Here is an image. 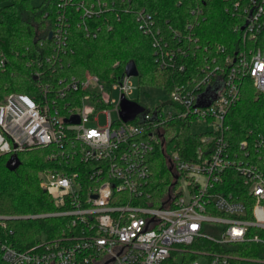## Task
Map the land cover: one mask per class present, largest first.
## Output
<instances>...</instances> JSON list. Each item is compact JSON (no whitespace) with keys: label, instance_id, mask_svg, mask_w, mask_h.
Here are the masks:
<instances>
[{"label":"built area","instance_id":"1","mask_svg":"<svg viewBox=\"0 0 264 264\" xmlns=\"http://www.w3.org/2000/svg\"><path fill=\"white\" fill-rule=\"evenodd\" d=\"M226 2L225 13L241 22L235 26L240 47L233 53L218 44L205 47L204 65L155 109L131 99L135 89L124 72L113 82L120 86L116 122L107 109L111 97L97 75L57 72L74 55L70 30L76 20L88 39H97L114 28L107 15L131 10L123 6L125 0L59 2L53 51L32 53L27 60L33 90L0 100V152H46L51 167L39 173V180L55 211L23 218L67 223L57 236H37L26 250L0 241L4 264H178L179 256L182 264H231L225 249L232 245L264 249V127L250 128L238 142L229 122L250 87L264 94V0ZM191 14L194 22L184 35L166 32L146 9L137 13L160 70L188 72L178 59L194 46L200 49L195 29L206 19L200 6ZM7 57L0 51L4 72ZM124 98L144 108L130 122L121 116ZM99 112L108 115V125L90 126ZM75 116L79 122H71ZM173 122H185L202 136L188 159L177 149L168 152L167 126ZM203 122L209 131L195 133L193 124ZM159 148L167 153L171 173L164 191L153 170Z\"/></svg>","mask_w":264,"mask_h":264},{"label":"trees","instance_id":"2","mask_svg":"<svg viewBox=\"0 0 264 264\" xmlns=\"http://www.w3.org/2000/svg\"><path fill=\"white\" fill-rule=\"evenodd\" d=\"M61 0H44L34 7L31 0H0V51L8 59L7 71L0 70V100L12 92L30 93L33 78L26 67L30 54L49 55L53 51L51 32L55 29L58 17V4ZM124 7L130 13L107 15L113 24L112 30L104 29L97 39H88L77 20L70 30V48L74 55L69 57L66 66L57 72L59 76H82L86 71L97 75L101 80L117 81L125 72L128 63L135 62L139 77L146 85H161L171 91L177 83L188 80L198 66H203L210 44L222 45L231 53L239 48L240 33L235 30L238 20L227 13L226 0H125ZM204 9L206 19L195 29L200 49L194 46L193 52L179 57V63L188 68L187 73L160 70L155 62L151 39L138 27L136 15L146 9L158 24L171 32L183 33L194 22L191 11L196 7ZM105 21L101 17L99 22ZM172 42L174 40L171 36ZM19 53V56L16 54ZM231 136L239 142L245 138L250 128L264 127V94L250 87L243 94L239 104L230 112ZM167 141L179 150L185 159L190 158L195 148L201 144V135L194 134L185 122H173L167 126ZM167 142V143H168ZM159 148L155 153L158 172L157 184L163 191L171 184V173L167 166V153ZM22 165L12 172L7 168L10 155H0V241L26 250L32 247L39 235L57 236L67 220L63 218L24 219L32 215L55 211L48 192L40 186L39 173L51 167L46 152L34 150L18 154ZM225 251L231 255V264H264V249L256 245H232ZM0 264H4L1 259Z\"/></svg>","mask_w":264,"mask_h":264},{"label":"rangeland","instance_id":"3","mask_svg":"<svg viewBox=\"0 0 264 264\" xmlns=\"http://www.w3.org/2000/svg\"><path fill=\"white\" fill-rule=\"evenodd\" d=\"M43 1L44 0H31V3L34 7H37V6H40L43 3ZM235 22H236L235 26L241 23L239 20H236ZM86 72H89V71H86ZM102 82L105 84V89H107L105 90L106 94H108L112 100L111 105L108 106L107 109L110 111V116L112 117L113 121L116 122L119 120V114L115 107L118 105L117 103L119 102V99H120V86L114 87L113 82L115 81L102 80ZM129 82H130V85L135 89L131 99L139 102L140 104H142L148 109H155L169 100V91H167L166 87H163L161 85H156V84L146 85L141 81V78L139 76L131 77ZM95 119H96L95 121L94 119L91 120V122L89 123L90 126L106 127L108 125V115L106 113H103V112L96 113ZM205 123L206 122L194 123L192 127L193 131L198 134H202V133H205L206 131H209ZM171 151H172V147H169L168 152L170 153ZM0 155H2L1 152H0ZM157 164L158 162L156 159L155 173L158 174L160 172H158L159 168ZM39 183L41 186L40 180H39ZM176 262L178 264H182L183 257L179 256Z\"/></svg>","mask_w":264,"mask_h":264},{"label":"water","instance_id":"4","mask_svg":"<svg viewBox=\"0 0 264 264\" xmlns=\"http://www.w3.org/2000/svg\"><path fill=\"white\" fill-rule=\"evenodd\" d=\"M52 38V34H50V39ZM125 73L128 76L131 77H136L139 76V70L137 68V65L135 62H130L127 64L126 68H125ZM206 97V95L202 96L201 99H204ZM212 100L209 102L211 103ZM122 113L121 116L123 118V120H125L126 122H130L135 120V118L138 116V114H140L141 112L144 111V108L142 106H139V104L137 102L134 101H129L127 99H123V105H122ZM71 122H79V118L77 116H75ZM22 165V161L19 158L18 155H12L10 156L8 162H7V168L14 172L16 171L18 168H20V166Z\"/></svg>","mask_w":264,"mask_h":264}]
</instances>
